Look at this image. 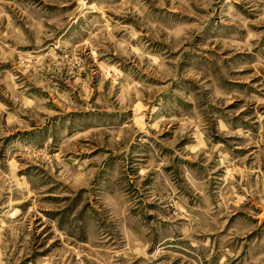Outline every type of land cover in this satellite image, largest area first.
Returning <instances> with one entry per match:
<instances>
[{"label": "rangeland", "instance_id": "1", "mask_svg": "<svg viewBox=\"0 0 264 264\" xmlns=\"http://www.w3.org/2000/svg\"><path fill=\"white\" fill-rule=\"evenodd\" d=\"M0 264H264V0H0Z\"/></svg>", "mask_w": 264, "mask_h": 264}]
</instances>
